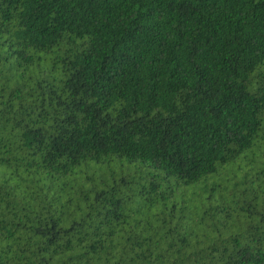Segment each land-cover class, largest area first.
Masks as SVG:
<instances>
[{
    "label": "trees",
    "instance_id": "obj_1",
    "mask_svg": "<svg viewBox=\"0 0 264 264\" xmlns=\"http://www.w3.org/2000/svg\"><path fill=\"white\" fill-rule=\"evenodd\" d=\"M0 264H264V0H0Z\"/></svg>",
    "mask_w": 264,
    "mask_h": 264
}]
</instances>
